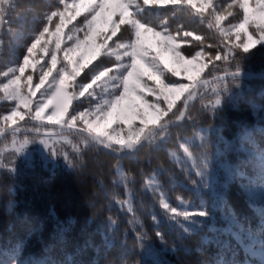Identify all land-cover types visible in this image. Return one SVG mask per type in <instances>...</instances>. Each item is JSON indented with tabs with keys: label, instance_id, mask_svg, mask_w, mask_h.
<instances>
[{
	"label": "snow or ice",
	"instance_id": "obj_1",
	"mask_svg": "<svg viewBox=\"0 0 264 264\" xmlns=\"http://www.w3.org/2000/svg\"><path fill=\"white\" fill-rule=\"evenodd\" d=\"M168 12L174 17L177 13L190 17L192 23L206 26L212 35L186 28L182 22L173 33ZM82 13L86 15L81 22L66 34L67 24ZM80 32L82 38L77 35ZM65 36L71 44L66 43ZM185 44L192 50L184 51ZM61 53L62 60L58 59ZM45 56L50 59L42 63ZM258 56L264 59V0H0V62L4 64L0 68V100L11 102L7 112L0 113V143L4 145L0 148V177L19 176L21 164L30 169L46 168L53 176L61 166L80 173L86 167L87 150L104 149L123 159L159 151L175 134L184 155L181 170L185 179L198 189L219 195L216 169L221 151L217 148L210 154L203 135L189 137L185 133L189 125L195 127L198 115L227 121V109L252 103L246 96L245 78L252 76L246 66ZM189 71L196 77L172 79ZM82 73L83 78L78 79ZM193 101L201 105L197 115L190 110ZM26 118L31 123L21 125L19 122ZM231 122L241 129L236 150L252 155L259 163L264 201V149L248 153L245 141L251 142L250 131L241 119ZM50 126L78 128L83 147L75 146L74 156L57 148ZM213 131L217 142H224L219 129ZM28 133L33 135L29 137ZM196 139L200 140L198 145ZM30 144L36 147L30 148ZM193 147L200 150L199 156ZM169 155L180 163L176 152ZM188 161L192 162L191 168L187 167ZM219 167L226 174L223 187L234 175L247 179L251 187V178L244 172H234L224 164ZM193 172L198 179H192ZM121 179L127 189L122 173ZM153 181L154 177L150 178L147 186L151 187ZM158 200L165 220L184 233L195 232L196 225L203 223L193 217L208 219L211 215L207 206L190 208L179 196L180 207L163 193ZM116 202L121 206L127 203L128 211L134 214L130 200ZM260 213L264 216V206ZM152 220L156 223L154 236L163 244L161 228L165 220L155 215ZM129 223L140 221L134 217ZM115 224L109 216L106 227ZM72 228L71 221L58 220L48 238H42L44 247H66ZM135 237L136 249H128L126 241L121 245L125 255L134 250L142 257L157 254L147 232L136 230ZM30 238L31 231L0 250V255L7 252V259H0V264H58L49 259H27ZM94 246L92 241H84L85 248ZM136 264L144 262L141 259ZM150 264L169 262L158 259Z\"/></svg>",
	"mask_w": 264,
	"mask_h": 264
},
{
	"label": "trees",
	"instance_id": "obj_2",
	"mask_svg": "<svg viewBox=\"0 0 264 264\" xmlns=\"http://www.w3.org/2000/svg\"><path fill=\"white\" fill-rule=\"evenodd\" d=\"M41 2L55 3L56 0ZM84 15L86 13L68 23L65 33L68 34L73 25L79 24ZM167 19L169 30L173 33L182 22L186 28L212 35L206 26L192 23L191 18L185 15L177 13L174 17L168 12ZM77 35L82 38L83 32ZM187 39L191 40L190 37ZM65 40L67 44L72 43L66 36ZM195 43L193 41L192 45ZM183 50L191 51L192 46L185 44ZM49 59L50 57L45 56L42 63ZM58 59L62 60V53ZM111 62L114 63V58ZM3 67L4 64L0 62V68ZM176 67L177 71H181L179 66ZM87 71L88 68H85L84 72ZM246 71L264 72V59L256 57L246 66ZM83 74L78 79H82ZM191 75L196 77L195 72L189 71L182 72L181 76L172 79L184 80ZM149 84L152 82L149 81ZM245 88L246 96L252 103L236 109H227V121L211 120L206 115H198L195 127L189 125L185 133L189 137L196 133L203 135L209 145L210 154H214L217 148L221 151L216 169L219 195H213L208 189H198L185 179V173L181 170L185 166L184 155L177 146L175 134L159 151L142 152L123 159L109 155L102 149L87 150L86 167L80 173L61 166L53 176L46 168L30 169L21 164L22 173L19 176L0 177V250H6L18 237L31 231V238L27 242V259H49L57 261L58 264H136V261L141 259L144 264L158 259H166L169 264H258L255 258L242 249L233 235H254L264 240V216L260 213L264 201L259 184V163L252 155L236 150L241 129L231 122L241 119L250 131L252 140L245 141L248 153L256 154L264 149V79L245 78ZM148 99L151 100L152 97ZM131 100L138 102L135 97ZM127 103L126 101L125 105ZM179 103L180 101H176L177 105ZM193 104L194 107L190 110L197 115L201 105L198 102ZM10 107L11 102L0 100V113H6ZM20 122H23L22 125L31 123L27 118ZM213 129H219L224 142H217V133ZM28 135L31 137L33 134ZM61 137L70 140L56 141ZM52 139L57 148L72 156L75 155V146L83 147V141L77 134H61ZM195 143L198 145L200 140L196 139ZM3 147L0 143V148ZM29 147L35 148L36 145L30 144ZM192 150L199 156L198 148L193 147ZM173 151L180 157V163L169 155ZM35 155L38 156V153ZM59 163L63 165L62 161ZM219 164L232 168L234 172H244L246 177L251 178V187L247 179H241L238 175H234L228 180L227 186L223 187L226 174ZM191 165L192 162L188 161L187 167L191 168ZM121 173L127 181V189L121 179ZM152 177L154 181L151 187H148L146 182ZM192 179H198L194 172ZM49 180V183H45ZM153 188L156 189L155 193ZM160 193L177 207H180L178 196L193 209H198L203 204L208 207L211 215L208 219L193 217L192 219L203 223L196 225L195 232L184 233L182 229L165 220L163 210L159 206ZM117 200H130L134 214L128 211L127 203L121 206ZM153 215L165 220L161 228L165 238L163 244L154 236L156 223L152 220ZM109 216L116 220L112 227H106ZM134 217L140 221L139 224L129 223ZM58 220L71 221L72 232L68 235L66 247L48 250L44 247L42 238H48ZM238 228L241 229L240 232H237ZM136 230L149 234L157 254L142 257L138 250L124 254L121 245L125 241L128 249L137 248ZM85 240L92 241L95 246L85 248ZM0 259H7L6 251L0 255Z\"/></svg>",
	"mask_w": 264,
	"mask_h": 264
},
{
	"label": "rangeland",
	"instance_id": "obj_3",
	"mask_svg": "<svg viewBox=\"0 0 264 264\" xmlns=\"http://www.w3.org/2000/svg\"><path fill=\"white\" fill-rule=\"evenodd\" d=\"M195 77V75H191ZM56 136V135H55ZM53 136V137H55ZM62 140V142H68L70 139L67 137L57 138L56 141ZM264 227V222H262ZM236 241L241 245L242 249L250 256L257 260L258 264H264V240H261L258 236L245 235L244 240L240 239V235L234 234ZM247 264H251L247 262Z\"/></svg>",
	"mask_w": 264,
	"mask_h": 264
},
{
	"label": "water",
	"instance_id": "obj_4",
	"mask_svg": "<svg viewBox=\"0 0 264 264\" xmlns=\"http://www.w3.org/2000/svg\"><path fill=\"white\" fill-rule=\"evenodd\" d=\"M252 73V72H251ZM246 79H249V80H263L264 79V76H262L261 75V73H252V76H251V78H248V77H246ZM195 101H193V102H190V105L191 104H193ZM21 125L23 124V122H19ZM15 126V125H14ZM51 127V129H52V132L54 133L53 134V136H55V135H61V134H68V133H72V134H77V131H78V128H74V129H67V128H60V127H58V126H55V127H52V126H50ZM28 134H33V133H28ZM104 152H106L107 154H109V155H112V156H114V157H116L115 155H113V154H110V153H108V151L107 150H104V149H102ZM130 156H133V155H129V156H126V157H130ZM125 157V158H126ZM118 158V157H117Z\"/></svg>",
	"mask_w": 264,
	"mask_h": 264
}]
</instances>
